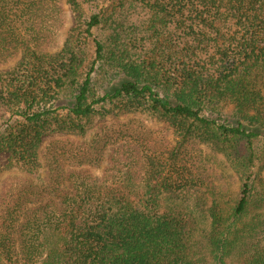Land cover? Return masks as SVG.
I'll use <instances>...</instances> for the list:
<instances>
[{"label": "trees", "instance_id": "trees-1", "mask_svg": "<svg viewBox=\"0 0 264 264\" xmlns=\"http://www.w3.org/2000/svg\"><path fill=\"white\" fill-rule=\"evenodd\" d=\"M99 1L0 0V174L41 182L40 192L24 188L3 203L0 264H264V191L255 189L264 170V0H109L112 10L86 15ZM49 4L60 15L68 5L78 20L57 53L45 50L40 28ZM138 4L153 16L151 44L124 45L115 13ZM102 26L115 31L111 47L97 38ZM107 51L122 76L97 96L93 76ZM223 105L234 106L232 122L219 120ZM136 114L163 123L171 147L138 129L105 133ZM107 119L94 151L76 154L74 139ZM108 144L101 175L81 168L99 166ZM200 146L239 175L235 203L196 168ZM4 196L0 186V203Z\"/></svg>", "mask_w": 264, "mask_h": 264}, {"label": "rangeland", "instance_id": "rangeland-1", "mask_svg": "<svg viewBox=\"0 0 264 264\" xmlns=\"http://www.w3.org/2000/svg\"><path fill=\"white\" fill-rule=\"evenodd\" d=\"M109 6V0H100L98 2V6H95L91 8L90 10L86 8V15L91 14L94 12L101 11V8L104 9V11L112 10L111 8H108ZM54 7V9L51 10V8ZM59 8V6H54L53 4H49L47 8L44 9L45 13L52 14L49 18H43L40 17V28L43 29V33L45 35V41L46 46L45 50L49 53H57L62 50L64 47L65 41L68 38V35L70 33V30L74 27H76L78 20L75 13H73L68 5H66L64 12L65 15H60L55 13ZM113 12V11H112ZM107 12L106 14L112 13ZM116 17V25L121 24L117 31L121 32L123 39L121 42L125 45H130V43L136 38V37H142V41L140 44L145 43L147 40L150 39L149 32L147 33V26L149 22L152 19V14L149 13L147 9L144 7L138 5L134 6H126L124 9L117 10L115 13ZM46 26V27H45ZM112 34H115V31L106 26H102L100 29L96 30L97 38H99L101 41L105 43L108 47L112 46V43L110 42V39L112 37ZM115 36V35H114ZM151 39L147 41V43L151 44ZM139 45V44H138ZM134 46V45H133ZM132 46V47H133ZM139 46H136L133 49L134 52L137 54L139 51ZM116 51H118V48H116ZM94 49L92 48V43L87 48V60L88 62L85 63V65H89V63L94 59ZM121 55V53H120ZM119 56V55H118ZM118 71V70H117ZM115 64L112 62V55L110 51H107L104 59L99 62L97 66V71L94 73L93 78V94L99 96L103 93L105 90V87L109 85V83L117 81L120 76H122L121 73L117 72ZM221 119L220 121H224L225 119L230 120L232 122V118H235V112H234V106L233 105H223V108L221 109ZM108 123V126L112 124L111 119L104 120L102 122L95 121V123L92 125L91 131L87 138H75L74 139V145L73 149L76 154L82 153V149L90 148L92 151L93 148L97 145L96 142L99 139V136L97 132L99 131L100 127H103L102 125L105 123ZM102 129V128H101ZM118 129L121 130H127V129H138L142 131V133H145L148 135L151 139L149 142L156 141V139H160L162 142V145L164 146L163 149L167 147L169 149L172 145V134L169 130H167L166 126L156 121L153 118H148L146 115L143 114H136V115H130L124 118H121L118 120V122L114 125H111V130L105 131L112 133ZM104 133V132H103ZM109 135V134H108ZM102 136H104L102 134ZM61 136L57 135L51 138H47L45 141L44 146L45 149L51 150V143L53 140L60 139ZM123 139L120 137L118 138L117 142L121 143ZM56 144V143H55ZM57 145V144H56ZM95 145V146H94ZM43 146V147H44ZM90 146V147H89ZM94 146V147H92ZM113 145L108 144L105 146V148L101 152V162L99 163V166H83L81 168L88 169L90 172L96 175H101L104 172V169L108 166L109 163V157L112 153ZM200 151L202 152V155L199 154L198 151V160L196 168H204L207 170H210L209 174H212L213 178L217 179V183L219 185L220 189H224L227 191L228 199L235 203L239 197V192L241 189V180L239 178V175L233 172L231 169H229L227 163L225 162V159L223 155L218 154L214 151H212L210 148L205 146H200ZM167 155V154H166ZM205 159V164L207 166H204L203 163H201L200 159ZM1 163L5 165L7 157L5 155L0 157ZM74 169L75 166L72 164L66 163L65 170L66 169ZM258 182L255 185V189L261 188L262 191H264V170L261 171L258 179L256 180ZM40 175L32 177L28 175L27 173H24L19 170H4L0 174V186L1 190L3 191V194L5 195L0 203V210L2 209L3 203L6 201L8 197L18 198V194L22 192V190L30 189V191L40 192V189H37L39 186L40 188ZM34 187V188H33ZM203 191L206 189L202 188ZM196 195H192L189 197V205H193L197 197ZM12 198V199H13ZM29 201L27 204V207L34 206L31 201H36L33 196L29 195ZM211 196L207 194L206 196V202L203 207V209H207V207L211 204ZM20 203L25 201V195L22 193L21 198L18 199ZM199 210V209H198Z\"/></svg>", "mask_w": 264, "mask_h": 264}]
</instances>
